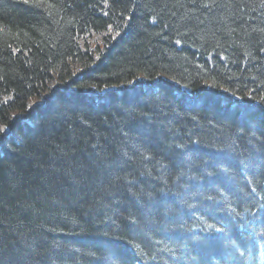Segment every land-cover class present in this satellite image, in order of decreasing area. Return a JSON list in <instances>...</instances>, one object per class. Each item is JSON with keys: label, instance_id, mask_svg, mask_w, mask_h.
Returning a JSON list of instances; mask_svg holds the SVG:
<instances>
[{"label": "trees", "instance_id": "1", "mask_svg": "<svg viewBox=\"0 0 264 264\" xmlns=\"http://www.w3.org/2000/svg\"><path fill=\"white\" fill-rule=\"evenodd\" d=\"M0 264H264V0H0Z\"/></svg>", "mask_w": 264, "mask_h": 264}, {"label": "bare ground", "instance_id": "2", "mask_svg": "<svg viewBox=\"0 0 264 264\" xmlns=\"http://www.w3.org/2000/svg\"><path fill=\"white\" fill-rule=\"evenodd\" d=\"M131 12H132V9L130 10V14H131ZM176 42H177V41L175 40V41H174V43H175L174 45H175V46L177 47V49H178L179 47H178V44L176 45Z\"/></svg>", "mask_w": 264, "mask_h": 264}]
</instances>
